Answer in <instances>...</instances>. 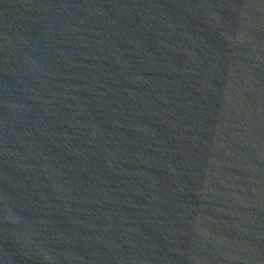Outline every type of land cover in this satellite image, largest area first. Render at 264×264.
<instances>
[{
	"label": "water",
	"instance_id": "obj_1",
	"mask_svg": "<svg viewBox=\"0 0 264 264\" xmlns=\"http://www.w3.org/2000/svg\"><path fill=\"white\" fill-rule=\"evenodd\" d=\"M0 264H264V0H0Z\"/></svg>",
	"mask_w": 264,
	"mask_h": 264
}]
</instances>
